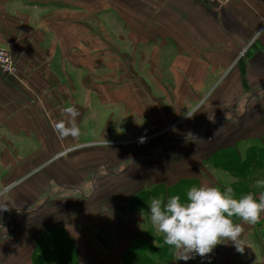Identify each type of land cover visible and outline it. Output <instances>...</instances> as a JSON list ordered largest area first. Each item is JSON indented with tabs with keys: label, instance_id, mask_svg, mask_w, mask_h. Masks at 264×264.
I'll return each instance as SVG.
<instances>
[{
	"label": "crops",
	"instance_id": "1",
	"mask_svg": "<svg viewBox=\"0 0 264 264\" xmlns=\"http://www.w3.org/2000/svg\"><path fill=\"white\" fill-rule=\"evenodd\" d=\"M263 14L264 0H0L19 68L0 71V264H264V214L233 217L243 251L183 261L148 213L192 185L264 192ZM69 105L77 138L54 129Z\"/></svg>",
	"mask_w": 264,
	"mask_h": 264
},
{
	"label": "clouds",
	"instance_id": "2",
	"mask_svg": "<svg viewBox=\"0 0 264 264\" xmlns=\"http://www.w3.org/2000/svg\"><path fill=\"white\" fill-rule=\"evenodd\" d=\"M260 35H264V29L257 31L256 36ZM63 115L54 129L61 137H79V110L69 105L63 108ZM254 183L256 187H264V179L258 178ZM12 187L0 186V198L6 197ZM5 208L0 207V210ZM148 213L152 225L163 234L164 243L174 247V260L188 261L195 255L205 256L214 246L227 241L234 242L237 250L243 251L240 246L243 226L234 222L233 217L255 224L264 214V192L258 198L251 192L237 197L230 186L221 189L216 185H192L183 197L171 193L166 199L154 197L148 204Z\"/></svg>",
	"mask_w": 264,
	"mask_h": 264
},
{
	"label": "built area",
	"instance_id": "3",
	"mask_svg": "<svg viewBox=\"0 0 264 264\" xmlns=\"http://www.w3.org/2000/svg\"><path fill=\"white\" fill-rule=\"evenodd\" d=\"M199 2L214 5L215 7H223L231 2V0H197ZM0 71L4 74H19L18 64L14 59L11 51L0 45Z\"/></svg>",
	"mask_w": 264,
	"mask_h": 264
},
{
	"label": "rangeland",
	"instance_id": "4",
	"mask_svg": "<svg viewBox=\"0 0 264 264\" xmlns=\"http://www.w3.org/2000/svg\"><path fill=\"white\" fill-rule=\"evenodd\" d=\"M263 22H264V14H263ZM225 30V29H224ZM244 48H247V46L245 45L244 47H242L241 49H240V53H242V51H243V49ZM247 50L248 49H246L245 51L247 52ZM246 52H243V53H246ZM261 87H263L264 88V84H262V86ZM264 90V89H263ZM49 159V158H48ZM50 159H51V157H50ZM133 160H134V158H133ZM108 173V172H107ZM110 180H111V178H110ZM88 192H90L91 191V189H89V190H87ZM50 231H52V232H54V233H57L58 235L57 236H59V233L61 234V233H63L62 231H60V230H55V229H53L52 230V228L49 230V231H47L46 233H45V235H42L41 237H42V239H46V236H49V233H51ZM43 240V241H44ZM53 240H57V237H54L53 236V238H52V241ZM44 243H45V241H44ZM57 246H58V244H57Z\"/></svg>",
	"mask_w": 264,
	"mask_h": 264
},
{
	"label": "bare ground",
	"instance_id": "5",
	"mask_svg": "<svg viewBox=\"0 0 264 264\" xmlns=\"http://www.w3.org/2000/svg\"><path fill=\"white\" fill-rule=\"evenodd\" d=\"M246 49H247V48H244L243 51H242V53L245 52Z\"/></svg>",
	"mask_w": 264,
	"mask_h": 264
}]
</instances>
